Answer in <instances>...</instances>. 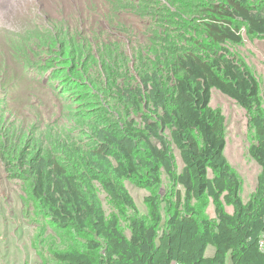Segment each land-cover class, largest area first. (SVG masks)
Returning a JSON list of instances; mask_svg holds the SVG:
<instances>
[{
  "label": "trees",
  "instance_id": "trees-1",
  "mask_svg": "<svg viewBox=\"0 0 264 264\" xmlns=\"http://www.w3.org/2000/svg\"><path fill=\"white\" fill-rule=\"evenodd\" d=\"M107 7L96 14L117 17ZM205 15L194 44L163 54L138 86L119 89L137 117L104 116L89 124L88 144L74 136L75 144L54 140L47 156L43 142L32 138L16 156L5 148L8 174H21L39 214L71 243L44 256L43 264H227L228 256L231 264H264V111L256 77L227 48L242 43L240 27L264 36V0H210ZM213 88L241 106L256 131L249 154L261 173L247 203L224 155L226 120L210 106ZM163 176L169 188L162 197ZM128 181L149 191L146 216ZM101 190L119 215L106 216ZM211 203L215 219L206 213ZM209 246L212 257H206Z\"/></svg>",
  "mask_w": 264,
  "mask_h": 264
},
{
  "label": "rangeland",
  "instance_id": "rangeland-1",
  "mask_svg": "<svg viewBox=\"0 0 264 264\" xmlns=\"http://www.w3.org/2000/svg\"><path fill=\"white\" fill-rule=\"evenodd\" d=\"M209 3L0 0V264H43L44 256L49 259L53 250L71 247L39 214L21 174H8L5 148L15 149L11 155L16 156L30 146L32 138L43 142L41 152L48 155L56 149L54 140L69 139L75 144L74 136L76 143L80 138L83 145L88 144L89 124L104 116L112 120L131 114L137 117L120 99L119 89L138 86L143 76L158 67L163 54L194 44L199 39V25L207 21ZM107 6L116 9L117 17L96 14L108 10ZM240 33L242 43L227 48L256 77L264 111V36L250 35L245 27H240ZM210 94V106L225 117L224 155L241 181L240 196L247 203L261 173L249 154L256 131L250 127L246 111L232 98L215 88ZM173 154L180 172L183 163L177 151ZM163 181L162 197L169 188L165 176ZM125 186L139 214L146 216L149 191L130 181ZM100 197L107 217L118 214L104 190ZM206 213L215 219L212 203ZM166 217L163 212V221ZM214 253L215 247L209 246L206 257ZM227 264H231L229 256Z\"/></svg>",
  "mask_w": 264,
  "mask_h": 264
},
{
  "label": "built area",
  "instance_id": "built-area-1",
  "mask_svg": "<svg viewBox=\"0 0 264 264\" xmlns=\"http://www.w3.org/2000/svg\"><path fill=\"white\" fill-rule=\"evenodd\" d=\"M259 247L260 251L264 254V237L262 238Z\"/></svg>",
  "mask_w": 264,
  "mask_h": 264
},
{
  "label": "crops",
  "instance_id": "crops-1",
  "mask_svg": "<svg viewBox=\"0 0 264 264\" xmlns=\"http://www.w3.org/2000/svg\"><path fill=\"white\" fill-rule=\"evenodd\" d=\"M228 208H230V207H228ZM228 208H227V209H228ZM231 209H232V208H231Z\"/></svg>",
  "mask_w": 264,
  "mask_h": 264
},
{
  "label": "bare ground",
  "instance_id": "bare-ground-1",
  "mask_svg": "<svg viewBox=\"0 0 264 264\" xmlns=\"http://www.w3.org/2000/svg\"><path fill=\"white\" fill-rule=\"evenodd\" d=\"M74 2V1H73Z\"/></svg>",
  "mask_w": 264,
  "mask_h": 264
}]
</instances>
